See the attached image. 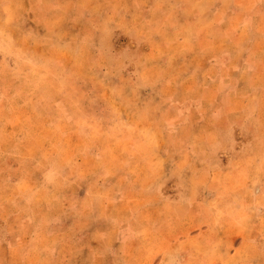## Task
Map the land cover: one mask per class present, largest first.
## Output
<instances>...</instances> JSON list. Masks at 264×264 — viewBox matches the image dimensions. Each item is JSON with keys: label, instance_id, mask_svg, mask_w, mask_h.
<instances>
[{"label": "rangeland", "instance_id": "374dc122", "mask_svg": "<svg viewBox=\"0 0 264 264\" xmlns=\"http://www.w3.org/2000/svg\"><path fill=\"white\" fill-rule=\"evenodd\" d=\"M0 264H264V0H0Z\"/></svg>", "mask_w": 264, "mask_h": 264}]
</instances>
